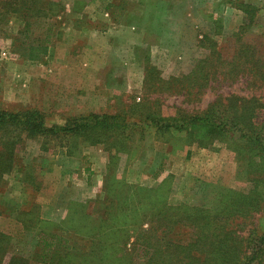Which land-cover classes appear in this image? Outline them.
<instances>
[{
    "label": "rangeland",
    "instance_id": "obj_1",
    "mask_svg": "<svg viewBox=\"0 0 264 264\" xmlns=\"http://www.w3.org/2000/svg\"><path fill=\"white\" fill-rule=\"evenodd\" d=\"M132 1L131 7L122 0H104L90 20L78 17L79 33L64 26L68 13L84 5L73 0H45L47 14L30 21L25 38L17 35L21 23L16 18L0 22L1 110H35L48 126L92 113L123 115L138 123L105 147L81 138L20 137L13 169L0 175V235L8 254L3 264L10 255L40 264L32 260L39 229L61 236L69 228L67 239L78 241L77 253L84 251L85 229L74 236L72 214L79 213L75 218L80 219L91 201L107 195H128L130 208L142 211L153 201L208 208L223 189L249 188L224 143L196 147L183 133L156 130L144 119L152 113H199L217 97L231 94L264 96V90L240 83L211 84L191 96L180 90L186 84L181 78L210 51L216 50L225 64L231 61L233 35L248 24V13L252 22L242 40L264 53L259 47L264 0ZM88 26L93 30L81 32ZM45 41L48 53L42 61L19 56V46ZM139 188L155 191L134 197ZM258 221L264 226V211L245 221L244 233L257 228Z\"/></svg>",
    "mask_w": 264,
    "mask_h": 264
},
{
    "label": "trees",
    "instance_id": "obj_2",
    "mask_svg": "<svg viewBox=\"0 0 264 264\" xmlns=\"http://www.w3.org/2000/svg\"><path fill=\"white\" fill-rule=\"evenodd\" d=\"M48 10L45 0H0V22L9 16L16 18L21 23L17 35L24 34L25 38L30 21L46 15ZM251 18L233 35L236 46L231 61L225 64L216 50L210 51L181 78L186 83L180 89L184 94L191 96L193 91L199 93L211 84L220 87L240 83L246 89L264 90V53L242 40ZM260 46L264 51V35ZM19 50V56L26 61L40 62L48 53V45L46 41L38 42L19 46ZM263 97L231 94L217 97L199 113L168 117L152 113L144 119L145 125L156 130L183 133L196 147L224 143L234 155L237 175L249 183L247 191L223 189L208 208L153 201L144 211L130 208L128 195L129 198L107 195L102 201H91L88 214H82L85 220L82 216L76 219L77 212L72 214L74 236L85 229L84 251L77 253L78 241L67 239L69 228L61 236L39 229L32 260L40 264H264V226H259L258 221L257 228L244 233L245 221L264 211V119H260ZM137 124L123 115L92 113L71 118L63 125L48 126L35 110L0 109V175L13 169L14 150L21 136L81 138L89 145L105 147L112 137ZM139 191L155 190L139 188L134 197ZM39 224L45 222L38 221ZM3 244L4 237L0 235V264L8 257ZM26 262L10 255L6 264Z\"/></svg>",
    "mask_w": 264,
    "mask_h": 264
},
{
    "label": "crops",
    "instance_id": "obj_3",
    "mask_svg": "<svg viewBox=\"0 0 264 264\" xmlns=\"http://www.w3.org/2000/svg\"><path fill=\"white\" fill-rule=\"evenodd\" d=\"M75 2H83V7L80 12H70L68 13L67 17L64 19L65 23L64 26H67L68 32H77L80 28L78 27V17H81L82 15L87 17V20H90L92 18L93 10L96 8L97 5H100L104 0H73ZM132 0H122V3H124L127 6L132 7ZM124 18H127V16L124 15ZM126 20H132V17L126 19ZM81 32H88L93 30V27L88 26L87 28L83 27L81 28Z\"/></svg>",
    "mask_w": 264,
    "mask_h": 264
}]
</instances>
